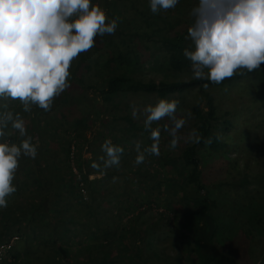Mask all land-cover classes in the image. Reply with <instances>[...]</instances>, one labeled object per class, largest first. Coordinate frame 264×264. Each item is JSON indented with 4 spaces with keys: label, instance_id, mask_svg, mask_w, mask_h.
<instances>
[{
    "label": "trees",
    "instance_id": "1",
    "mask_svg": "<svg viewBox=\"0 0 264 264\" xmlns=\"http://www.w3.org/2000/svg\"><path fill=\"white\" fill-rule=\"evenodd\" d=\"M98 2L109 18H118L117 29L113 34L98 36L89 50L74 58L69 69L70 86L55 97L51 108L45 111L32 106L30 112H23L19 101L9 102L13 110L21 112L28 133L38 145L36 157L21 156L19 166L24 168L26 183L29 185L30 182L31 189H36L31 197L39 200L42 206L43 231L37 235L36 245L29 242L33 248L24 254L16 251L17 239L11 251L15 259L5 258L0 264H35L34 259L40 260L41 264H104L110 260L105 253L108 248L118 254L127 253L125 260L116 255L126 264H180L179 261L185 259H189L188 264H242V256L232 261L233 246L250 252L254 246L261 245L258 237H264V171L256 181L257 185L247 191L246 201L236 200L231 208H223L226 217L231 219L230 230L233 218L239 215L241 218L238 236L245 239L243 244L234 245L228 239L219 241L222 206L218 197L212 195L213 184L206 181L205 166L211 161L210 157L222 155L228 146L222 135L240 122L234 107L221 108L223 96L242 88L251 110L264 108V63L259 70H243L242 74L226 78L219 84L194 79L191 62L183 55V49L191 45L187 27L192 21L190 11L196 0H178L175 7L158 13L150 10L148 0ZM149 62L152 69L163 72L164 78L157 81L138 75ZM205 83L208 84L206 88ZM254 92L258 93L256 97ZM93 93L102 97L103 102H97ZM161 97L177 100V113L186 118L180 130L184 138L178 152L168 151L158 156V164L164 172L155 166V161L134 163L136 142L145 146L152 140L149 130L143 126V117L132 115L133 104L142 109ZM101 109L110 117L100 121L102 127L97 138L85 137L89 119L94 120V115L97 118ZM163 123L156 122L153 127ZM62 126L66 127L62 130ZM111 129H119L122 142L127 143H118L124 148L120 164L107 169L93 168V161L99 162L103 152L101 145L93 146L92 143L100 141L102 144L107 138L104 131L110 133ZM192 129H196L201 137L198 142H192L187 136ZM161 133L170 138L163 128ZM10 139L18 140L19 137L13 132ZM73 145L80 179L71 166ZM85 151L91 152L92 156L84 157ZM94 174L100 176L91 178ZM80 181L87 190L86 197L80 192ZM249 181L247 173H243L241 182L247 184ZM119 183L122 184L118 191L115 185ZM172 186L178 188L176 193L182 192L181 198L186 201L181 220L192 239L186 243V255L182 249H177L176 256L162 259V256H152L157 253L154 244L149 247L150 252L145 248L149 240L155 239L149 235L148 225L139 229L136 216L130 218V224L121 225L115 213L117 209L127 213L139 208L141 192L146 193L148 203L158 192L170 204L171 200L162 195ZM64 190L68 195L65 196ZM48 204L54 209L55 214L51 216ZM169 204H166L167 208ZM161 215L165 214L161 212ZM226 228L227 224L222 229ZM14 236L19 238L14 234L0 240V244ZM130 237L132 240H128Z\"/></svg>",
    "mask_w": 264,
    "mask_h": 264
},
{
    "label": "clouds",
    "instance_id": "2",
    "mask_svg": "<svg viewBox=\"0 0 264 264\" xmlns=\"http://www.w3.org/2000/svg\"><path fill=\"white\" fill-rule=\"evenodd\" d=\"M178 0H148L150 10L158 13L175 7ZM187 33L191 45L183 55L191 62L192 77L219 84L243 70H259L264 63V0H196L191 8ZM118 18H109L98 0H0V208L16 191L14 178L20 157L35 158L34 142L20 111L10 106L19 101L23 112L32 106L49 110L55 97L69 83L71 63L89 50L96 38L113 34ZM204 87H208L205 83ZM178 101L167 97L148 103L142 109L132 105L134 118L143 117L150 132V145L135 144V164L146 154H160L161 130L175 148L183 139L180 130L186 118L177 113ZM163 125L153 127L154 123ZM16 133L18 140L10 137ZM198 142L196 129L188 134ZM103 155L93 168L118 166L124 148L106 138Z\"/></svg>",
    "mask_w": 264,
    "mask_h": 264
},
{
    "label": "rangeland",
    "instance_id": "3",
    "mask_svg": "<svg viewBox=\"0 0 264 264\" xmlns=\"http://www.w3.org/2000/svg\"><path fill=\"white\" fill-rule=\"evenodd\" d=\"M152 63H147L146 66L138 71V75L140 74L141 77L144 79L148 78H155V80L159 81L163 77V72H160V70L152 69L151 67ZM191 76V75H190ZM169 78H172L170 76ZM256 97V92L253 93ZM189 94L188 96H190ZM93 98L97 100V102L102 103V97H98L97 94H92ZM191 99H194V96L191 97ZM250 101L247 100L242 88L236 89L233 93H231L228 96H223L221 98V108L224 110L229 109L230 107H234L235 113L239 114V124L235 126L234 128H231L226 134L222 135V138L224 141L228 143L227 148L225 151L223 150L222 155H215L210 157V160L207 165L205 166V178L206 181L210 182L212 185V195L218 197V201L220 202V205L222 206L221 213L219 220L221 222V227L218 230V234H221L222 236L219 238V241L228 239L229 243H233L236 245L237 243H242L244 241V237L238 236V230L242 227L241 226V218L240 215L236 218H233L231 230L228 228L231 219L226 217V213L223 210L224 207L231 208L232 205H234L236 200L240 201H246L248 195L247 191L253 189L256 185L258 179H260V176L262 175V172L264 171V108L260 106V109L252 108V110L249 108ZM258 103H261L260 100H258ZM262 104V103H261ZM257 108V107H254ZM254 111V112H252ZM247 114V120H243ZM253 113L256 115L253 117ZM98 117L94 115L92 118L94 120H90V126L85 128V137H92L97 138V133L100 130L101 123L100 121L104 118H108L109 116L107 114V111L104 109H101ZM70 117V116H69ZM110 117V116H109ZM72 116L70 117V119ZM97 120V121H96ZM95 122V123H94ZM261 125V126H260ZM66 127V126H65ZM64 126L61 127L63 130L65 128ZM258 134V137H256V134ZM104 135L107 138H111L113 143L118 144L119 142L123 143L121 138L123 135L121 134L120 130H113L111 129V132L109 133L108 130L104 131ZM251 135L250 137H248ZM259 138V139H258ZM260 140V141H259ZM170 138L167 137V134L161 133V139H160V154L164 155L168 151H175L178 152V146L181 143V140L178 141V144L175 148H171L169 146ZM127 144V143H123ZM93 146L101 145L100 141L93 142ZM89 146V145H87ZM86 146V147H87ZM252 150L250 151L249 149ZM85 147V148H86ZM250 151V152H249ZM252 154V155H250ZM158 155V156H159ZM92 156L91 152L85 151L84 157H90ZM158 156L146 154L145 162L146 161H154L156 162L155 166L161 167L158 164ZM135 163V162H134ZM143 164H145L143 162ZM171 168L169 167L168 170ZM161 171L164 172V168L161 167ZM167 172V168L166 171ZM243 173H247V176L249 178V182L247 184L242 183L241 179L243 177ZM100 176L98 175H91L90 177H96ZM255 180V181H254ZM121 184H116V190H121ZM216 184V185H215ZM164 188V187H163ZM178 189L174 186L170 188V191H168L166 194H163L162 196L165 198V196L171 200V203L167 202L168 200H164L162 197H160V194L158 192L154 193V199L151 200V203L147 202V197L145 192H141L140 194V201L141 204L139 205V208L136 210H131L130 212L121 213V209H117L116 211V219L119 222V224H130V218L133 216L138 217L137 224L138 228H142L146 225L149 226L150 232L149 235H153L155 239L149 240V243L146 244V249L149 250V247L154 244L156 247L157 253L152 256L160 258L162 256V259H166L167 256H176L174 252L182 249V253L186 255L185 249L188 244V240L190 239L189 229L186 228L184 222L182 221V210L185 208L186 201L184 198H181L182 192L176 193L175 190ZM115 190V191H116ZM180 191V190H179ZM135 194V193H133ZM246 195V198H245ZM160 197V199H158ZM158 199V200H156ZM103 200V199H102ZM162 201V203H161ZM103 203V201L101 202ZM169 204V208L166 207V204ZM105 204V202H104ZM161 212H163L165 215L162 216ZM168 216V217H167ZM237 216V215H236ZM182 219V220H181ZM156 220H159L158 223H156ZM227 224L226 229H222L224 227V223ZM124 231V229H121ZM168 230V231H167ZM153 231L154 234H153ZM172 231V232H171ZM217 234V235H218ZM219 236V235H218ZM158 237V239H157ZM192 239V238H191ZM190 239V240H191ZM128 240H132V238H128ZM189 240V241H190ZM259 243L261 245L254 246V249L252 248L250 252H246L242 249H238V247L233 246L235 248V252L231 253L233 254L232 261H237V259H234L235 257L238 258V256H242L243 260H241L242 264H264V237L262 236L258 237ZM87 240H85V243ZM89 242V241H88ZM227 243V244H229ZM232 248V247H231ZM228 249V248H225ZM114 249L108 248L105 253L107 254L108 258L110 260L105 261L104 264H126V262H122L121 259L116 258V255H119L124 260L127 258V253H120L113 251ZM154 253V252H153ZM240 253H243L240 254ZM258 253H261L258 255ZM247 254V255H246ZM118 259V260H117ZM174 261V260H173ZM180 264H188L189 259H185L182 261H179ZM178 263V262H175Z\"/></svg>",
    "mask_w": 264,
    "mask_h": 264
},
{
    "label": "crops",
    "instance_id": "4",
    "mask_svg": "<svg viewBox=\"0 0 264 264\" xmlns=\"http://www.w3.org/2000/svg\"><path fill=\"white\" fill-rule=\"evenodd\" d=\"M23 169V167L18 166L14 178L16 191L7 198V206L0 208V240L18 234L16 251L18 249L24 254L33 248L29 246V242L36 245V237L41 234L43 227L41 223L42 206L39 200L32 199L31 193H36V189L35 187L31 189L30 182L29 185L26 183ZM64 194L65 196L68 195L67 190H64ZM51 207L48 204L49 216L54 213L52 211L54 209ZM34 261L35 264L42 263L40 260L34 259Z\"/></svg>",
    "mask_w": 264,
    "mask_h": 264
},
{
    "label": "built area",
    "instance_id": "5",
    "mask_svg": "<svg viewBox=\"0 0 264 264\" xmlns=\"http://www.w3.org/2000/svg\"><path fill=\"white\" fill-rule=\"evenodd\" d=\"M75 151L76 150H75V147L73 145L71 148V152H70L71 166H72L73 173L80 179L81 175L79 172L78 165L76 163ZM79 187H80V192L82 193V195L84 197H86L87 196V190L84 187L83 181H80ZM17 239H18V237L14 236L9 241H6V242H3L0 244V261H3L5 258H9V259L12 258V260L15 259V256H14V254H11V251L13 250L14 245H15V241Z\"/></svg>",
    "mask_w": 264,
    "mask_h": 264
}]
</instances>
